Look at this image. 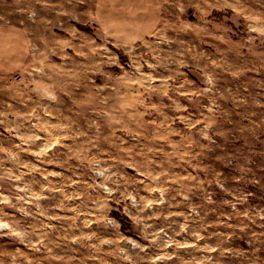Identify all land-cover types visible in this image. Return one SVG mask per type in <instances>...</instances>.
<instances>
[{
	"label": "clouds",
	"instance_id": "obj_1",
	"mask_svg": "<svg viewBox=\"0 0 264 264\" xmlns=\"http://www.w3.org/2000/svg\"><path fill=\"white\" fill-rule=\"evenodd\" d=\"M0 264H264V0H0Z\"/></svg>",
	"mask_w": 264,
	"mask_h": 264
}]
</instances>
